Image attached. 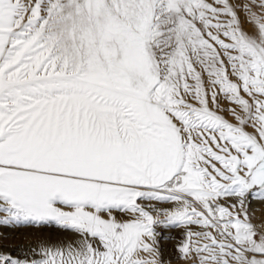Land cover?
I'll return each instance as SVG.
<instances>
[{
    "label": "snow or ice",
    "instance_id": "1",
    "mask_svg": "<svg viewBox=\"0 0 264 264\" xmlns=\"http://www.w3.org/2000/svg\"><path fill=\"white\" fill-rule=\"evenodd\" d=\"M227 117V118H226ZM264 0H0V264H264Z\"/></svg>",
    "mask_w": 264,
    "mask_h": 264
},
{
    "label": "rangeland",
    "instance_id": "2",
    "mask_svg": "<svg viewBox=\"0 0 264 264\" xmlns=\"http://www.w3.org/2000/svg\"><path fill=\"white\" fill-rule=\"evenodd\" d=\"M258 202V201H257ZM262 205H257L251 208L250 205V215L253 217L252 222L257 226L264 224V202ZM6 228V227H5ZM9 229H26L28 231V235L24 233V239L22 242L24 244L32 245L33 248L37 247L40 244H45L49 246H59L62 244H66L74 240L71 233L58 230L55 226H48V230H38L36 227H13ZM23 231V230H22ZM39 231V232H38ZM176 236L174 238L175 245L179 243V238L181 235L180 230H175ZM13 242L4 239L0 235V248L9 247ZM174 245V246H175ZM172 264H176V259L172 261Z\"/></svg>",
    "mask_w": 264,
    "mask_h": 264
},
{
    "label": "bare ground",
    "instance_id": "3",
    "mask_svg": "<svg viewBox=\"0 0 264 264\" xmlns=\"http://www.w3.org/2000/svg\"><path fill=\"white\" fill-rule=\"evenodd\" d=\"M227 118V117H226ZM263 203H260V202H257V201H252L251 203V208L254 207V206H257V205H262ZM38 230H48V226H44V227H40V228H37ZM23 230V231H22ZM22 230H19V229H9V228H5V227H0V235L4 238V239H7L11 242H13L11 244V246H7V247H4L3 248H0V252H5V253H8V254H11L13 255L14 257L17 256V255H23L24 252L30 248H33L32 245H28V244H24L22 242V240L24 239V233L26 234V236L29 234L28 231H26V229H22ZM39 232V231H38ZM165 236H171L172 237V240L171 242H162V248L165 250L164 251V256H165V259L167 260V258L169 256L172 257V261L175 260V256L172 252V249L175 245L174 243V238L176 236V231L173 230V231H169V232H165L164 233ZM74 239L75 237L72 236Z\"/></svg>",
    "mask_w": 264,
    "mask_h": 264
}]
</instances>
